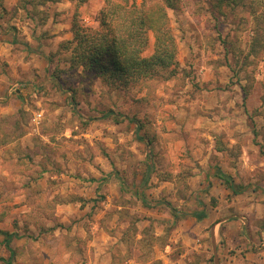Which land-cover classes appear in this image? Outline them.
Wrapping results in <instances>:
<instances>
[{"label":"rangeland","instance_id":"obj_1","mask_svg":"<svg viewBox=\"0 0 264 264\" xmlns=\"http://www.w3.org/2000/svg\"><path fill=\"white\" fill-rule=\"evenodd\" d=\"M122 1L0 0V264H264V0H173L127 86L72 62Z\"/></svg>","mask_w":264,"mask_h":264},{"label":"trees","instance_id":"obj_2","mask_svg":"<svg viewBox=\"0 0 264 264\" xmlns=\"http://www.w3.org/2000/svg\"><path fill=\"white\" fill-rule=\"evenodd\" d=\"M146 4L142 0L137 4L135 0L121 3L108 2L100 13V25L105 31L103 35L95 36L80 34L74 30V54L72 62L84 66L90 72L104 78L105 81H118L120 85H129L145 77H152L158 71L172 74L171 66L176 65V45L174 36L168 25L167 9L174 6L173 0H160ZM242 1L215 0L214 7L236 4ZM255 14V11H251ZM147 31L153 35V52L145 57L142 53L146 50L148 39ZM258 40V39H257ZM112 112L103 114L104 117L114 116ZM229 183V179H225ZM142 203L147 207L154 204L142 197ZM1 232V231H0ZM5 247L16 233L2 232ZM13 251L10 249V255Z\"/></svg>","mask_w":264,"mask_h":264},{"label":"crops","instance_id":"obj_3","mask_svg":"<svg viewBox=\"0 0 264 264\" xmlns=\"http://www.w3.org/2000/svg\"><path fill=\"white\" fill-rule=\"evenodd\" d=\"M220 179H222V177H220ZM224 180V182H225V179H223ZM226 183H228V182H226ZM243 222H242V218H240V219H237V225H239V227H241V224H242ZM220 228V227H219ZM0 229L1 230H4V232H7V233H16L17 235H18V237L17 238H13L12 240H13V244H12V246H11V250L13 251V254L15 253V247L18 245V244H20V243H17L18 241H19V239H24V237H21V235L18 233V231L16 230V229H9V228H2V227H0ZM221 230V229H220ZM211 240H214V227L212 228V231H211ZM214 245H215V240H214ZM9 247H10V245H9ZM212 249H213V245H212ZM41 250H42V252L43 251H45L46 249L45 248H41ZM218 251V250H217ZM242 252V250L240 249L239 250V253H241ZM32 254H34L35 252H31ZM30 253V254H31ZM10 254V253H9ZM13 254H12V256H13ZM214 254V253H213ZM219 256V255H218ZM213 260H214V255H213ZM219 260H220V258H219ZM218 260V262H219V264H221V262ZM4 264H11V261L9 260V257L8 258H6V261L4 262ZM13 264V263H12Z\"/></svg>","mask_w":264,"mask_h":264},{"label":"built area","instance_id":"obj_4","mask_svg":"<svg viewBox=\"0 0 264 264\" xmlns=\"http://www.w3.org/2000/svg\"><path fill=\"white\" fill-rule=\"evenodd\" d=\"M24 88H25L24 83H19V82L12 83L7 90V97L18 95L23 91Z\"/></svg>","mask_w":264,"mask_h":264},{"label":"water","instance_id":"obj_5","mask_svg":"<svg viewBox=\"0 0 264 264\" xmlns=\"http://www.w3.org/2000/svg\"><path fill=\"white\" fill-rule=\"evenodd\" d=\"M212 245H213V253H214V263L219 264L218 258L216 257V247L214 245V240H212Z\"/></svg>","mask_w":264,"mask_h":264}]
</instances>
